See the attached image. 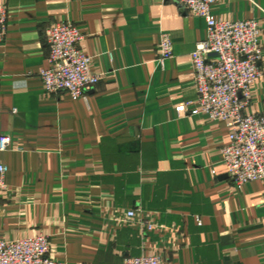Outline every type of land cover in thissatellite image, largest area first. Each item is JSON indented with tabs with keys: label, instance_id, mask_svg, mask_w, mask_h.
I'll return each mask as SVG.
<instances>
[{
	"label": "crops",
	"instance_id": "obj_1",
	"mask_svg": "<svg viewBox=\"0 0 264 264\" xmlns=\"http://www.w3.org/2000/svg\"><path fill=\"white\" fill-rule=\"evenodd\" d=\"M0 119L12 137L0 196L8 241L47 236L61 264H264V179L236 185L222 149L226 122L198 108L192 53L204 19L177 0H0ZM217 18L255 20L264 46V0H218ZM82 35L99 83L86 98L48 94L47 33ZM170 35L172 58L160 63ZM248 115L264 114V55ZM130 210L137 212L129 219ZM142 221L155 225L152 232Z\"/></svg>",
	"mask_w": 264,
	"mask_h": 264
},
{
	"label": "built area",
	"instance_id": "obj_2",
	"mask_svg": "<svg viewBox=\"0 0 264 264\" xmlns=\"http://www.w3.org/2000/svg\"><path fill=\"white\" fill-rule=\"evenodd\" d=\"M218 0H177L186 12L204 19L207 39L192 53L193 77L198 108L191 115L206 114L213 121L226 122L229 141L222 149L228 177L239 186L264 179V114L248 115L251 89L261 76L264 46L260 26L255 20L232 22L217 18L212 7ZM8 11L0 5V41L7 34ZM50 67L40 72L46 93H67L74 99L86 98L100 76L92 72L93 58L83 52L77 27L68 23L53 25L47 33ZM173 40L163 35L159 44L160 63L173 56ZM12 137L2 130L0 119V196L5 191L7 165L1 154L9 151ZM264 205V192L262 195ZM129 219L137 212L130 210ZM146 231L155 225L142 221ZM50 239L34 238L8 241L0 234V264H61L51 258ZM124 264H163L157 256H128Z\"/></svg>",
	"mask_w": 264,
	"mask_h": 264
}]
</instances>
